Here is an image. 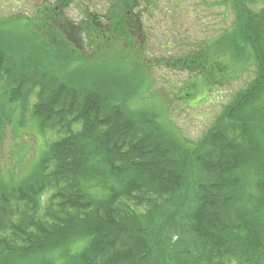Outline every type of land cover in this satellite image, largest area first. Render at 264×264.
<instances>
[{
  "label": "trees",
  "instance_id": "trees-1",
  "mask_svg": "<svg viewBox=\"0 0 264 264\" xmlns=\"http://www.w3.org/2000/svg\"><path fill=\"white\" fill-rule=\"evenodd\" d=\"M75 1L0 17L3 96L60 135L34 176L0 179V264H264V7L250 10L264 0H224L235 19L216 60L181 63L213 75L229 55L256 69L198 144L124 104L147 71L134 14L154 3L116 0L74 22L61 12Z\"/></svg>",
  "mask_w": 264,
  "mask_h": 264
},
{
  "label": "rangeland",
  "instance_id": "rangeland-1",
  "mask_svg": "<svg viewBox=\"0 0 264 264\" xmlns=\"http://www.w3.org/2000/svg\"><path fill=\"white\" fill-rule=\"evenodd\" d=\"M115 1L76 0L61 14L79 22L87 10L104 15ZM150 1L154 3L153 9L142 4L134 14L142 18L144 30L134 28L131 34L141 46L140 66L147 71L139 78V86L132 87L130 94L123 97L124 104L131 102L129 107L140 114L150 113L182 141L198 144L216 119L253 82L256 69L252 63L233 65L229 55L224 58L227 67L223 72L213 71V75H198L195 73L199 71L180 68L183 60L198 54L201 57L207 54L209 65L214 62L212 57L216 60L217 39L233 29L235 19L234 11L223 4L224 0ZM43 2L52 4L55 0H0V17L13 13H28L32 17ZM263 7L261 2L250 6V10L256 13ZM60 44L68 46L70 42ZM131 54L138 53L132 50ZM116 57L119 55L114 51L106 58ZM64 58L68 60L70 54L64 53ZM213 79L222 80L223 84L213 88L210 86ZM32 104L21 110L19 104L7 101L0 87V179L7 184H19L34 176L44 153L60 138L58 134L40 130L32 118ZM50 192L43 197L44 205L49 203ZM176 240L174 237L173 241ZM76 248L79 246L73 247L74 252Z\"/></svg>",
  "mask_w": 264,
  "mask_h": 264
}]
</instances>
